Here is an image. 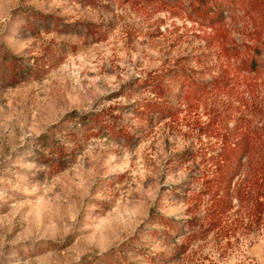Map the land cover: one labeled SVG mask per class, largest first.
Returning <instances> with one entry per match:
<instances>
[{"label":"rangeland","instance_id":"374dc122","mask_svg":"<svg viewBox=\"0 0 264 264\" xmlns=\"http://www.w3.org/2000/svg\"><path fill=\"white\" fill-rule=\"evenodd\" d=\"M240 10L212 30L188 0H0V264H96L137 233L149 254H177L163 264H264V73L240 53L264 18ZM174 69L220 87L171 98L174 116L129 146L81 138L51 161L65 117L111 110L139 126L131 111L153 97L135 81ZM244 134L256 150L226 194L220 163ZM152 213L195 222L185 253L148 236L164 229Z\"/></svg>","mask_w":264,"mask_h":264},{"label":"trees","instance_id":"16d2710c","mask_svg":"<svg viewBox=\"0 0 264 264\" xmlns=\"http://www.w3.org/2000/svg\"><path fill=\"white\" fill-rule=\"evenodd\" d=\"M181 1V0H180ZM189 7L195 16L207 28L212 30L220 29L228 17L237 13L238 10L249 14L250 16L263 17L264 11L258 1L251 0H188ZM250 5V6H249ZM257 10V12H256ZM260 34L250 44H244L240 53L243 56L241 62L247 68L250 74L262 75L264 73V27L256 28ZM89 32L93 33L90 29ZM136 88L141 89L153 97L152 100L142 101L137 107L132 109L135 113L139 126L125 123L121 112L114 114L111 110L97 111L88 114L76 116H67L62 120L61 125H72L68 128L66 142L62 145H55L56 148L51 151L53 163L58 162L60 166L64 161L69 160L75 154V149L80 147V139L98 138L109 135L111 138L129 146L137 142L145 130V124L152 126L154 120L160 123L162 120L174 116V106L171 98L185 100L187 102L195 101L199 97L216 90L219 84L213 81H199L194 79L191 73L182 69H174L166 73L150 75L147 78L137 79L134 83ZM124 109V108H123ZM131 109V108H127ZM74 126V127H73ZM64 127V128H65ZM74 143L73 147L67 143ZM225 156L220 164L222 190L227 194L234 180L241 174L244 162L250 158L256 150V143L252 137L244 134L235 143L229 145ZM219 194V193H218ZM216 207L219 213L225 212L227 206V197H215ZM150 226H159L164 228L147 229L148 236L153 239H161L163 246L174 248L179 254L188 250L189 243L196 238V225L194 221L186 220L179 227V221L172 217H165L152 213ZM177 232L184 236L185 243L175 244L171 232ZM139 233L135 234L128 242L117 249H111L108 252L96 257V264H131L125 257L126 252H133L139 257L147 258L149 264H163L171 262L177 254H168L163 251L149 254L145 248L139 247ZM83 264L89 262L83 261Z\"/></svg>","mask_w":264,"mask_h":264}]
</instances>
